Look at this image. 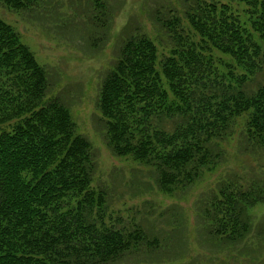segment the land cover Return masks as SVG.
Instances as JSON below:
<instances>
[{
    "label": "trees",
    "instance_id": "16d2710c",
    "mask_svg": "<svg viewBox=\"0 0 264 264\" xmlns=\"http://www.w3.org/2000/svg\"><path fill=\"white\" fill-rule=\"evenodd\" d=\"M90 2L87 40L100 50L123 0ZM0 3L31 13L44 0ZM170 12H154L171 49L161 63L148 34L127 25L97 108L112 153L154 171L163 193L184 195L224 165L236 133L243 153L264 154V0H185ZM216 50L233 71L220 72ZM50 77L0 18V264H118L147 245L157 250L142 226L106 218L108 189L93 187L96 150L65 101L48 96ZM226 174L198 198L199 226L214 243L239 247L254 231L250 210L264 205V170Z\"/></svg>",
    "mask_w": 264,
    "mask_h": 264
},
{
    "label": "rangeland",
    "instance_id": "374dc122",
    "mask_svg": "<svg viewBox=\"0 0 264 264\" xmlns=\"http://www.w3.org/2000/svg\"><path fill=\"white\" fill-rule=\"evenodd\" d=\"M184 1L123 0L122 8L111 20L110 38L100 50L92 49L87 40L91 32L90 0H44L43 6L31 13L15 12L0 3V18L16 30L40 65L49 70L48 96L65 101L78 133L86 136L95 148L98 168L93 187H106L112 203L106 218L119 216L128 227L140 225L151 242L157 241V250L147 245L141 257L130 255L118 264H264V205L250 210L254 231L239 247L214 243L199 226L198 198L213 189L228 171L235 170L241 175L252 169L264 170L260 168L264 165V154L243 153L238 145L239 133L225 145L224 165L206 172L184 195L163 193L154 171L131 157L114 155L106 143L97 100L104 75L119 54L120 36L126 32L127 25L133 28L129 27L128 31L140 28L154 41L157 62L161 63L171 49L167 47L165 31L154 19V12L160 10L161 18L168 19L170 9H182ZM233 7L239 13L246 8L243 4ZM214 55L218 57L221 73L236 68L231 56L217 50Z\"/></svg>",
    "mask_w": 264,
    "mask_h": 264
}]
</instances>
